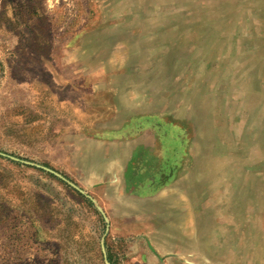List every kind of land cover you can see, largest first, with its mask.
I'll use <instances>...</instances> for the list:
<instances>
[{
	"label": "rangeland",
	"instance_id": "1",
	"mask_svg": "<svg viewBox=\"0 0 264 264\" xmlns=\"http://www.w3.org/2000/svg\"><path fill=\"white\" fill-rule=\"evenodd\" d=\"M0 264H264V0H0Z\"/></svg>",
	"mask_w": 264,
	"mask_h": 264
},
{
	"label": "bare ground",
	"instance_id": "2",
	"mask_svg": "<svg viewBox=\"0 0 264 264\" xmlns=\"http://www.w3.org/2000/svg\"><path fill=\"white\" fill-rule=\"evenodd\" d=\"M172 204V203H171Z\"/></svg>",
	"mask_w": 264,
	"mask_h": 264
},
{
	"label": "crops",
	"instance_id": "3",
	"mask_svg": "<svg viewBox=\"0 0 264 264\" xmlns=\"http://www.w3.org/2000/svg\"><path fill=\"white\" fill-rule=\"evenodd\" d=\"M178 133V132H177Z\"/></svg>",
	"mask_w": 264,
	"mask_h": 264
}]
</instances>
